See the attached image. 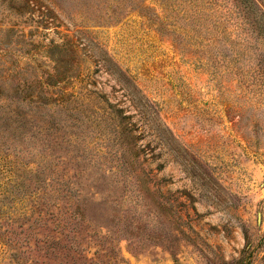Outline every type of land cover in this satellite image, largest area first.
Listing matches in <instances>:
<instances>
[{
  "label": "rangeland",
  "instance_id": "obj_1",
  "mask_svg": "<svg viewBox=\"0 0 264 264\" xmlns=\"http://www.w3.org/2000/svg\"><path fill=\"white\" fill-rule=\"evenodd\" d=\"M0 264H264V0H0Z\"/></svg>",
  "mask_w": 264,
  "mask_h": 264
},
{
  "label": "trees",
  "instance_id": "obj_2",
  "mask_svg": "<svg viewBox=\"0 0 264 264\" xmlns=\"http://www.w3.org/2000/svg\"><path fill=\"white\" fill-rule=\"evenodd\" d=\"M142 109H144V108H142ZM139 115H140L141 121H142L141 126H140V130H138L140 133V136H142V138H144L146 135L145 134L146 131H148L150 134L148 137L152 140L149 143L141 142V144L138 147V152L141 153V155L143 157V161L153 162L156 160V156H155V154H153L154 149L150 147L151 143L156 142L160 146L165 144L166 131L164 132V126H161L159 123H156L153 126H149V122H148L149 120H147V118H146L147 112H139ZM152 127H154V128H152ZM146 128H148V129H146ZM128 130H129V128H127V126L124 129L122 128V134L124 135V137H129ZM142 183L143 182L141 180V177H139L138 178V184L139 185L137 184V188H136V190L139 189V191H138L139 194L137 193L139 198H137V199L143 200L144 199L143 195H145V194L152 198V193H151L152 191L150 190V188L147 187V185L145 186L146 190H143L141 188Z\"/></svg>",
  "mask_w": 264,
  "mask_h": 264
}]
</instances>
